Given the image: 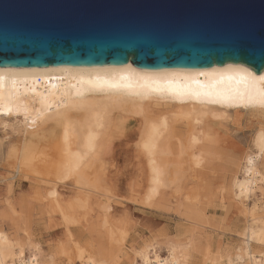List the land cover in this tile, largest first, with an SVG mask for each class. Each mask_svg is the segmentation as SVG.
<instances>
[{"label":"bare ground","instance_id":"obj_1","mask_svg":"<svg viewBox=\"0 0 264 264\" xmlns=\"http://www.w3.org/2000/svg\"><path fill=\"white\" fill-rule=\"evenodd\" d=\"M151 105L161 108L152 113ZM230 110H248L264 116V70L255 75L242 65L225 64L196 70L145 71L130 63L108 67L0 68V121L13 119L21 128L22 144L19 141L20 146L9 152L15 159L14 169L20 174L34 170L32 166L38 162L42 147L51 155L47 159L54 178L52 184L60 186L70 183L88 188L92 184L88 173L97 170L106 172L102 175L106 179L110 175L109 159L117 154L123 156L124 163L128 155L126 148L115 152L114 138L135 136V147L145 157V196L152 199L162 195L178 183L182 160L190 158L192 166L199 168L211 160L217 151L208 120L227 116ZM252 145L255 152L242 158L241 178L233 176L229 186L233 198L241 204L251 197L260 200L256 192L264 184L259 167L264 155L263 129L257 131ZM179 159L182 160L178 162ZM121 184L120 180H113V185ZM58 195L56 187L48 193L52 201ZM255 209L257 203L248 209L251 219L241 234L243 253L236 254L228 264H264L263 254L255 255L251 249L253 243L264 244V219ZM25 250L14 248L0 234V264H51L36 246L27 247L28 258ZM165 254L161 257L155 246L146 249L139 253V264L189 263L185 245L167 242ZM80 259V264H96L90 258Z\"/></svg>","mask_w":264,"mask_h":264},{"label":"rangeland","instance_id":"obj_2","mask_svg":"<svg viewBox=\"0 0 264 264\" xmlns=\"http://www.w3.org/2000/svg\"><path fill=\"white\" fill-rule=\"evenodd\" d=\"M150 108L154 113L161 107ZM255 114L230 110L227 116L210 118L217 152L201 168L193 167L190 158L179 159L178 183L152 199L145 196V157L135 147V136L114 138L115 152L128 151L124 163L123 156L113 154L106 179L102 177L106 172L93 171L87 177L92 180L90 187L77 188L70 183L52 184L47 159L51 155L42 147L32 166L37 172L18 173L9 152L22 144L21 128L13 119L0 121V234L14 248L36 246L51 264H80V258H90L96 264H139V253L154 246L165 257L170 241L186 246L188 264H228L243 253L241 234L250 222L248 209L254 203L264 219V184L256 192L262 202L251 197L241 204L229 188L233 176L241 178L243 156L255 152V134L264 130V116ZM260 162L264 174V155ZM117 179L120 186L113 185ZM55 187L59 195L52 201L48 193ZM251 249L264 256L262 242L251 244Z\"/></svg>","mask_w":264,"mask_h":264},{"label":"water","instance_id":"obj_3","mask_svg":"<svg viewBox=\"0 0 264 264\" xmlns=\"http://www.w3.org/2000/svg\"><path fill=\"white\" fill-rule=\"evenodd\" d=\"M264 70V0H0V68Z\"/></svg>","mask_w":264,"mask_h":264}]
</instances>
